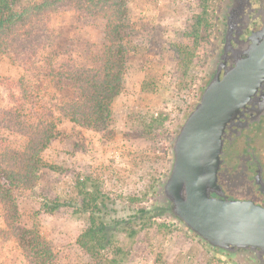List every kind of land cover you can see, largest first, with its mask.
I'll return each mask as SVG.
<instances>
[{
	"label": "rangeland",
	"instance_id": "obj_1",
	"mask_svg": "<svg viewBox=\"0 0 264 264\" xmlns=\"http://www.w3.org/2000/svg\"><path fill=\"white\" fill-rule=\"evenodd\" d=\"M16 10L20 20L0 32V166L36 179L19 200L18 224L38 226L53 249L48 264L93 263L78 243L90 225L80 210L83 182L114 198L119 217L127 208L150 209L146 220L132 221L140 226L135 236L122 231L128 225L117 227L128 264H259L254 252L215 249L156 208L174 136L217 63L218 0H19ZM203 15L211 27L194 46L187 35ZM117 49L126 56L123 89L100 120L84 94ZM67 73L86 84L57 77ZM47 130L54 138L39 155ZM44 201L72 204L46 213ZM4 217L0 201V264H38Z\"/></svg>",
	"mask_w": 264,
	"mask_h": 264
},
{
	"label": "water",
	"instance_id": "obj_2",
	"mask_svg": "<svg viewBox=\"0 0 264 264\" xmlns=\"http://www.w3.org/2000/svg\"><path fill=\"white\" fill-rule=\"evenodd\" d=\"M251 40L234 48L225 45L226 53L232 51L226 56L230 63H216L174 136L170 170L160 191L166 213L209 246L230 255L254 252L264 264V206L224 197L218 183L226 128L247 103L264 104V27Z\"/></svg>",
	"mask_w": 264,
	"mask_h": 264
},
{
	"label": "trees",
	"instance_id": "obj_3",
	"mask_svg": "<svg viewBox=\"0 0 264 264\" xmlns=\"http://www.w3.org/2000/svg\"><path fill=\"white\" fill-rule=\"evenodd\" d=\"M19 0H0V32L10 28L22 17L16 10V5ZM62 0H45V3H56ZM205 4L207 0H201ZM206 6V5H205ZM211 27L207 16L196 17L195 22L191 25V31L188 33L189 39L193 41L194 46H199L207 37V30ZM119 25L114 24L112 31L119 34ZM117 40L118 36H113ZM106 73L97 76L92 83L94 91L92 93L84 94L86 99L93 98L97 104L99 112V119L103 120L104 112H108L111 108L112 102L121 93L123 89L122 73L124 72L126 56L122 50L117 49L113 56L109 55L104 60ZM78 75L74 74H58L59 79H66L77 83L86 84L84 80ZM72 121H75L70 116ZM43 138L39 140L38 153L46 150L50 141L54 138L53 132L47 130L42 133ZM39 156V163L41 161ZM41 165L39 164V167ZM32 176H22L21 172L10 171L7 167L0 166V201L5 206V223L8 227L15 225L16 231L14 237L19 244L27 249L36 258L38 264L52 263L53 249L50 243L41 235L40 230L36 224L28 226L20 223L19 200L23 197H30L31 190L36 186V179ZM30 191V192H29ZM80 210L89 213L90 225L79 236L78 243L85 250L87 254L93 259L92 264H128L127 251L118 244L117 227L120 225H128L122 231L128 237H133L138 233L137 224L132 223L135 220H146V215L150 212L147 207L127 208L126 216H118L117 202L106 194L98 185L95 189L89 190L87 184L83 182L80 188ZM38 200L36 198H31ZM70 202H42L41 210L46 213H54L61 206H71ZM158 215H162L167 211V203L162 202L156 207ZM123 210H126L124 208ZM18 215V216H17ZM111 221L113 224H111Z\"/></svg>",
	"mask_w": 264,
	"mask_h": 264
},
{
	"label": "flooded vegetation",
	"instance_id": "obj_4",
	"mask_svg": "<svg viewBox=\"0 0 264 264\" xmlns=\"http://www.w3.org/2000/svg\"><path fill=\"white\" fill-rule=\"evenodd\" d=\"M216 36L220 39L216 59L227 60L224 48L251 42V37L264 27V0H218ZM223 72V70H222ZM260 95V93H259ZM258 101L247 103L226 128L221 153L218 183L224 197L253 200L264 206V109ZM216 195V193H213Z\"/></svg>",
	"mask_w": 264,
	"mask_h": 264
}]
</instances>
